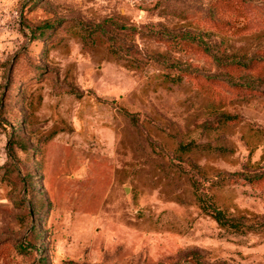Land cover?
Instances as JSON below:
<instances>
[{
	"label": "rangeland",
	"instance_id": "374dc122",
	"mask_svg": "<svg viewBox=\"0 0 264 264\" xmlns=\"http://www.w3.org/2000/svg\"><path fill=\"white\" fill-rule=\"evenodd\" d=\"M223 1L0 0V264H264V0Z\"/></svg>",
	"mask_w": 264,
	"mask_h": 264
},
{
	"label": "trees",
	"instance_id": "16d2710c",
	"mask_svg": "<svg viewBox=\"0 0 264 264\" xmlns=\"http://www.w3.org/2000/svg\"><path fill=\"white\" fill-rule=\"evenodd\" d=\"M224 7L223 9L228 12L230 15L232 16H243V9L241 6L238 7V4L236 1L234 0H224ZM224 14V13H223ZM49 28H51L50 26H48ZM122 29H124V31H129V30H134V32H137L138 29L130 27H122ZM42 30H40V35H43L44 33H41ZM176 38H180L181 41H187L191 44L198 42L199 44H202V39L198 38V35H195L192 32H186L183 33L179 36H177ZM116 39V38H115ZM115 39L113 40V43L116 44V46H118L122 52H126L125 55L128 56H133L134 52L133 50H131L130 46L126 45L125 43H121L120 41H117ZM114 46V47H116ZM238 64V63H237ZM239 65L245 66V67H250L251 64H247V65H243L241 63H239ZM176 66V65H175ZM174 66V67H175ZM188 145L186 146H182L181 150L182 151H188ZM196 187V185H195ZM197 190V198L199 203L202 206V209L207 212L209 215H211L213 217V219L221 226V227H227V228H234V229H241L242 228V224L233 218H229L227 217V215L225 214V212L223 210H221L219 207L215 206L211 200H209L203 193L200 192V190L196 187Z\"/></svg>",
	"mask_w": 264,
	"mask_h": 264
}]
</instances>
